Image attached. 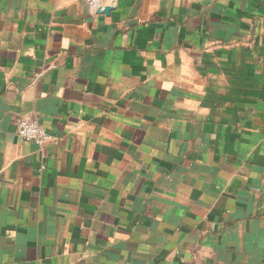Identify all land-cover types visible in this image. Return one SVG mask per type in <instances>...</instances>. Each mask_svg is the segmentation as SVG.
<instances>
[{
	"label": "crops",
	"instance_id": "1",
	"mask_svg": "<svg viewBox=\"0 0 264 264\" xmlns=\"http://www.w3.org/2000/svg\"><path fill=\"white\" fill-rule=\"evenodd\" d=\"M0 264H264V0H0Z\"/></svg>",
	"mask_w": 264,
	"mask_h": 264
},
{
	"label": "built area",
	"instance_id": "2",
	"mask_svg": "<svg viewBox=\"0 0 264 264\" xmlns=\"http://www.w3.org/2000/svg\"><path fill=\"white\" fill-rule=\"evenodd\" d=\"M18 135L21 140L39 144H57L50 132L37 122L21 121L18 124Z\"/></svg>",
	"mask_w": 264,
	"mask_h": 264
}]
</instances>
